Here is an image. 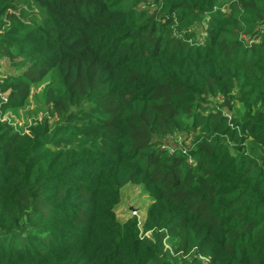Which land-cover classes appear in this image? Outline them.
Segmentation results:
<instances>
[{"label": "trees", "instance_id": "1", "mask_svg": "<svg viewBox=\"0 0 264 264\" xmlns=\"http://www.w3.org/2000/svg\"><path fill=\"white\" fill-rule=\"evenodd\" d=\"M0 58V264H264V0H0Z\"/></svg>", "mask_w": 264, "mask_h": 264}, {"label": "rangeland", "instance_id": "2", "mask_svg": "<svg viewBox=\"0 0 264 264\" xmlns=\"http://www.w3.org/2000/svg\"><path fill=\"white\" fill-rule=\"evenodd\" d=\"M8 69L7 63L0 58V73ZM43 86H38L32 91V98L26 107L18 111H9L5 118L21 131H27L31 123L37 119H41L46 110L42 105L41 90ZM173 143V140L170 141ZM150 196L146 190L140 185L127 184L121 189V199L117 206V213L120 220L125 221L132 215L142 217L147 211L150 204Z\"/></svg>", "mask_w": 264, "mask_h": 264}]
</instances>
